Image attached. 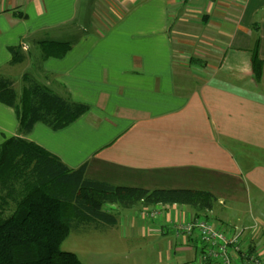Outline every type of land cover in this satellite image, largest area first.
<instances>
[{"label": "crops", "instance_id": "crops-1", "mask_svg": "<svg viewBox=\"0 0 264 264\" xmlns=\"http://www.w3.org/2000/svg\"><path fill=\"white\" fill-rule=\"evenodd\" d=\"M48 43L69 49L48 57ZM14 47L34 68L23 81L90 109L60 131L37 123L27 139L73 170L86 164L88 179L210 192L219 201L203 220L264 250V0H0V76L16 88ZM19 128L15 110L0 102V144ZM148 210L172 234L163 252L204 264L198 233L175 234L193 219L185 207L140 215ZM120 224L106 233L118 235ZM125 226L147 230L132 218Z\"/></svg>", "mask_w": 264, "mask_h": 264}, {"label": "trees", "instance_id": "trees-1", "mask_svg": "<svg viewBox=\"0 0 264 264\" xmlns=\"http://www.w3.org/2000/svg\"><path fill=\"white\" fill-rule=\"evenodd\" d=\"M46 45L48 57H62L69 49L67 45ZM11 50L10 63L22 64V47ZM254 52L251 64L260 81L262 63L258 52ZM192 63L204 64L199 58H193ZM0 102L15 110L20 125L19 136L0 144V264H85L61 247L81 226H116L118 216L106 211V206L154 209L176 205L185 207L193 218L211 219L219 199L210 192L148 190L88 179L86 164L73 170L25 137L37 123L54 131L63 130L87 114L88 105L60 96L51 87L28 78L19 92L11 78L2 76Z\"/></svg>", "mask_w": 264, "mask_h": 264}, {"label": "rangeland", "instance_id": "rangeland-1", "mask_svg": "<svg viewBox=\"0 0 264 264\" xmlns=\"http://www.w3.org/2000/svg\"><path fill=\"white\" fill-rule=\"evenodd\" d=\"M76 32L72 34V37L77 36ZM197 59L195 58V60ZM202 65L205 66V64ZM12 70L13 74L19 77L16 88L22 92L23 76L24 74L34 75V68L27 70L26 64H22L8 68L9 72ZM104 209L116 214L121 221L118 226V235L111 234L110 231L106 233V228L99 229L97 223H92L89 226H81L79 230H73L61 249L65 252L75 253L79 260L85 264H181V260L173 255L171 250L163 252L161 243H167L172 234L162 231L166 222L159 212L155 216H150L151 211L148 210V214L146 212L141 216L143 207L123 209L116 205L106 206ZM131 218L136 220L137 225L141 228L147 226L146 233H131L130 231V234L127 233L124 230L127 226L125 223L127 224ZM167 226L173 228L175 223L168 222ZM141 228L139 229L141 230ZM160 252H163L162 257L159 256Z\"/></svg>", "mask_w": 264, "mask_h": 264}, {"label": "built area", "instance_id": "built-area-1", "mask_svg": "<svg viewBox=\"0 0 264 264\" xmlns=\"http://www.w3.org/2000/svg\"><path fill=\"white\" fill-rule=\"evenodd\" d=\"M175 231L177 237L183 231L189 235L198 233L203 244L201 259L204 264H264V250L254 251L245 246L241 239L243 233L229 235L225 230L217 229L209 221L200 218L180 224Z\"/></svg>", "mask_w": 264, "mask_h": 264}]
</instances>
